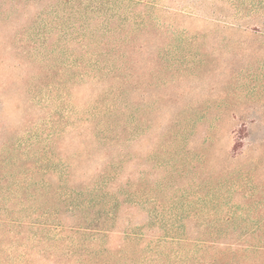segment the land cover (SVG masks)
<instances>
[{"label":"rangeland","instance_id":"374dc122","mask_svg":"<svg viewBox=\"0 0 264 264\" xmlns=\"http://www.w3.org/2000/svg\"><path fill=\"white\" fill-rule=\"evenodd\" d=\"M262 221L264 0H0V264H200Z\"/></svg>","mask_w":264,"mask_h":264},{"label":"trees","instance_id":"16d2710c","mask_svg":"<svg viewBox=\"0 0 264 264\" xmlns=\"http://www.w3.org/2000/svg\"><path fill=\"white\" fill-rule=\"evenodd\" d=\"M120 126L121 130L119 133L105 139V145L116 144L118 142L128 145L132 143V135L127 132L126 126ZM244 130L243 128L242 131ZM90 157H92V154L88 152L85 158L90 160ZM132 159V153L127 151L121 156H118L116 160H113V158L107 160L104 164L105 166L102 168L97 166L93 171L94 175L90 176L89 182L92 181L93 183L92 188L89 189L91 194L95 196V199H100L109 204V209L105 210V216H107V218L115 215L119 205L130 202L133 196L130 190L133 186V170H129L127 173L124 172V165L126 163L128 164ZM122 175H124V182H122L123 179H121V183L119 182V177ZM126 187H128L127 190H125ZM110 188H112V191L108 192L107 189ZM121 194L123 198H121ZM95 199L92 202H88V204L90 205L93 203ZM86 229L95 232L96 228L87 227ZM256 230L261 232L264 236V221L258 224ZM212 243L213 244H209L208 246V248L212 250V254L208 256L209 258L207 260L200 264H264V238L255 239L250 243H247L245 240H242V242L240 240H235L234 242Z\"/></svg>","mask_w":264,"mask_h":264}]
</instances>
